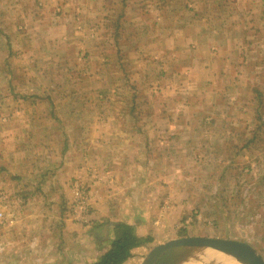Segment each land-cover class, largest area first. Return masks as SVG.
I'll use <instances>...</instances> for the list:
<instances>
[{
  "label": "rangeland",
  "instance_id": "374dc122",
  "mask_svg": "<svg viewBox=\"0 0 264 264\" xmlns=\"http://www.w3.org/2000/svg\"><path fill=\"white\" fill-rule=\"evenodd\" d=\"M26 1L0 0V117L15 113V98L33 95L41 101L33 106L21 102L20 108H36L40 115H74L79 111L81 132L86 131L87 138L116 128L130 130L133 125L128 115L139 117L135 126L166 137L152 135L146 139L152 161L148 169L137 170L131 176L142 181L139 192H145L149 203L131 202L126 208L127 221L135 225L141 237L151 238L138 254L139 260L131 264H140L155 245L187 236L245 241L264 258V24L247 32L250 40L260 35L261 54L254 47L244 60L231 56V67L226 71L220 68L219 59H211L215 60L217 71L208 75L201 70L187 72L185 61L190 59L187 44L185 51L179 53V66L173 70L174 74L169 72L170 59L153 58L158 43L146 42L143 34L136 36L141 27L123 18L128 3L129 9L141 8L148 0H71L72 6L64 11L65 18L61 20H65L64 39L55 47L44 40L43 21L38 22L44 10L39 5L27 7L23 4ZM238 1L241 9L253 10L246 15L264 22V0H226L221 6L222 17L238 11ZM134 11L130 10V19L134 18ZM46 12L49 22L61 13ZM118 18L116 30L114 21ZM242 27H232L227 22L224 27L220 25L218 32L233 40L236 33L241 34ZM75 30L80 31L74 33ZM113 30L114 34L118 31L117 38L111 36ZM30 35L37 39L29 41ZM99 36L101 47L95 44ZM242 36L244 39L246 35ZM133 37L138 40L130 43ZM114 41L118 43L116 46ZM136 45L141 46L142 60L137 59L140 66L130 73ZM115 47L127 56L122 59L125 67L120 68L115 61L99 67L98 58L103 51L114 52ZM82 51H87V58ZM202 57L209 60L205 55ZM162 60L166 69L162 68ZM239 61L245 64L239 65ZM84 67L87 71L79 76L78 69ZM97 70L103 76L91 74ZM78 81L83 89L80 92ZM79 98L89 101L81 102L80 109L76 103ZM50 100L52 105L47 106ZM42 122L46 126L53 124ZM120 122L123 128L118 125ZM54 124L58 131L73 122L54 120ZM63 138L56 136L54 145L62 144ZM119 139L122 143L132 138ZM25 143L22 148L33 162L31 142ZM139 143L140 139H134L133 145L140 147ZM70 178L69 174L65 176L67 182ZM125 185L116 184L115 192L124 193L130 188ZM7 190L16 198L14 202L9 198L14 203H9L11 209L26 210L28 217L51 202L41 203L36 209V198L19 202L21 192L9 186ZM56 199L54 205L59 206V198ZM61 204L63 211L61 206L60 211L52 210V219L43 218L47 225L41 227L50 231L54 240L53 246L48 245L50 264L60 258L64 240L58 241V237L67 231V205ZM12 227L6 230L0 227V264H17L21 258L30 263L31 258L41 255L39 249L43 246L36 249L40 242L35 244L36 239L33 240L40 229L38 224L23 234L14 233L16 229ZM73 229L70 233H77V227Z\"/></svg>",
  "mask_w": 264,
  "mask_h": 264
},
{
  "label": "crops",
  "instance_id": "0c3cea01",
  "mask_svg": "<svg viewBox=\"0 0 264 264\" xmlns=\"http://www.w3.org/2000/svg\"><path fill=\"white\" fill-rule=\"evenodd\" d=\"M153 1L156 3L148 0V3L143 4L141 8L132 6L130 9L131 3H128L123 18L126 17V20H131L130 22H134V25L138 24L141 27V30L135 32L136 36L143 34L146 36L144 38L146 42L158 43L159 49L155 51L156 54L153 55V58L160 56L161 59H170L169 72L176 74L173 70L179 66L178 58L181 56L179 53L180 51H185L184 46L187 44L186 47L190 49L186 51L190 56V59L185 61L187 72L201 70L203 73L207 72L208 75H214L217 71L214 65L215 60L211 61V59H219L220 68H224L223 71H226L231 67L229 60L231 56L244 60L250 56L254 47H256L257 51L255 52H258L257 54H261L263 50L262 45L259 44L261 41L258 40L260 35L253 36L250 40L247 32L251 27L262 26L264 22L246 15L253 10H250V8L248 10L241 9L239 1L236 3L238 11H231L223 17L221 6L225 5L226 0ZM26 2L28 3L23 4L27 7L29 5L32 7L39 5L38 8L44 10L40 13L38 22L43 21L41 26L45 30L43 33L44 40L51 42L52 46L55 47V44L61 38L64 39L62 31L65 20H61L65 18L64 11L68 7L71 8V0H27ZM27 7L24 8L26 11H28ZM242 8L245 7L242 5ZM47 10L48 12L56 10L59 13L61 11V13L56 15L55 18L53 17L52 21L49 22L47 21ZM130 10H135L132 15L133 19H130ZM119 19L114 21L115 28L120 23ZM227 22L232 24V27L243 26L241 34L236 33L233 40L230 36L218 32L220 25L224 27ZM76 27L80 26L77 25ZM114 30L111 36L117 38L118 31L114 34ZM116 30L118 29L116 28ZM79 31L75 30L74 33ZM244 34L246 36L242 39ZM28 38L31 42L37 39L35 35H30ZM137 40V38L133 37L130 39V43L137 42ZM24 41L27 42L28 40ZM95 44L101 47L102 36L97 37ZM117 44L114 41V46ZM112 45L110 44V46ZM230 45L234 46L230 47ZM114 49V52L110 53L103 51L101 58L97 56L100 62L99 67H104V65L113 61L120 68L125 67L126 64L122 63V59L127 58V56L120 49L116 47ZM133 50L135 59L131 61L130 73L140 66L137 59L142 60L141 46L136 45ZM82 54L84 58L88 57L87 51H82ZM202 55H205L209 60H205ZM23 56L24 54H22ZM59 56L62 57L61 55ZM113 56H115L114 59ZM120 59L121 63H119ZM200 59L201 61H199ZM241 62L239 61L238 64L240 65ZM242 63L245 64V62ZM162 64V68L166 69L167 65L163 60ZM79 66L80 64H78ZM84 68L83 70L78 69L79 76L87 71V68L86 70ZM91 74L94 77H97V75L98 77L103 76V73H99L98 70L91 72ZM168 88L169 86L166 85V89ZM77 89L79 92L83 90L80 81L77 82ZM31 96L26 99L15 98L16 108L13 109L15 113L0 117V192L5 193L14 202L16 200L15 194L7 190L8 186L14 187L16 192L18 191L22 194L19 193L21 195L18 198L19 202L26 203L27 199L36 198L38 203L36 209L41 206V203L51 202L46 204L48 206L44 209L40 208L33 215L30 214L29 217L27 216L28 211L23 209L15 211L11 209V206H8L10 210H13L14 220L11 223L7 221L0 223V227L6 230L13 226L12 228L16 229L14 233L23 234L29 230V227L38 224L40 229L33 240L36 239L35 244L40 242L38 247L36 244V249L43 246L44 249H39L43 254L41 253V255L31 258L30 263L21 258L17 261V264H50L49 260L51 259L48 257L51 258V256L47 253H50L51 250H49L48 245L53 246L54 240L51 238L50 231L41 229L46 224L43 218L47 216V220L52 219V210L58 209L57 211H60V206L61 212L63 211L61 202H65L66 206L71 198L69 182L71 178L72 180L78 178L93 190L92 198L90 199L91 212L89 221L83 225L71 222L67 218L65 219L67 231L62 236L59 234L58 237V241L64 240V243L61 244V255H59V259L54 261L56 262L55 264H89L107 249L110 239L108 236L110 234V231L108 232L109 228L104 227L99 231L91 229L94 222L109 220L111 222L121 221L132 224L127 221V206L132 204L131 202H136V200L149 201L148 198L147 201L144 197L145 192H139L142 181L131 176L137 170L148 169V165L152 161L150 158L151 150L148 147L149 141H146V139L152 137V135H159L160 137L164 135L160 132L144 130L135 126L139 117L128 115L133 125L130 130L116 128L112 132L101 131L97 135L95 134L94 137L87 138L89 134L86 131L81 132L83 125L80 124L79 111L74 115H55L54 113L40 115L37 113L36 108L28 110L20 108L21 102H28L30 106H33L41 101L39 97ZM87 100L79 98L76 101V103L78 102V108L80 109L81 102L83 104L84 101L85 103L89 102ZM51 105L52 102L50 100L47 106ZM135 106L136 104L132 105V107ZM42 120L51 121L53 124L46 126L42 124ZM54 120H58V122H73V124L72 126L68 124L65 128H61L60 130L62 131H57L55 130L57 125L54 124ZM118 125L122 128L124 126L121 122ZM56 136L64 137L62 144L57 146L53 143L56 141ZM122 137L124 139H132L130 141L124 140L121 143L119 138ZM72 138L73 141H70L69 139ZM91 138H94V140H89ZM164 138L166 137L164 136ZM77 139L79 140L78 142L76 141ZM134 139H140V147L133 145ZM25 141L31 142L33 162L30 161L24 148H22L24 147L23 145H26ZM137 154H139L138 157ZM24 164L26 165L24 166ZM68 174L71 178L67 182L65 176ZM122 183L124 185L127 184L130 188L124 193L122 191L119 192V190L115 192V185L119 186ZM142 185H145V183ZM57 197L59 198V206L57 204L54 205ZM144 213L141 215H144ZM72 227H77V233H70L75 230ZM81 227L83 228L81 229ZM91 230L93 231L91 232ZM135 230L137 235L141 236L138 229L135 228ZM63 235L65 239H63ZM146 245V243H143L135 247L132 250L131 257L122 264L137 262V259L139 260L138 254Z\"/></svg>",
  "mask_w": 264,
  "mask_h": 264
},
{
  "label": "water",
  "instance_id": "95a60500",
  "mask_svg": "<svg viewBox=\"0 0 264 264\" xmlns=\"http://www.w3.org/2000/svg\"><path fill=\"white\" fill-rule=\"evenodd\" d=\"M208 251L227 254L239 264H264V258L247 242L203 236L169 239L152 247L140 264H227L209 257Z\"/></svg>",
  "mask_w": 264,
  "mask_h": 264
},
{
  "label": "trees",
  "instance_id": "16d2710c",
  "mask_svg": "<svg viewBox=\"0 0 264 264\" xmlns=\"http://www.w3.org/2000/svg\"><path fill=\"white\" fill-rule=\"evenodd\" d=\"M104 227L110 231L108 247L89 264H122L131 257L135 247L151 241L150 237L138 236L133 224L121 221L94 222L91 229L99 231Z\"/></svg>",
  "mask_w": 264,
  "mask_h": 264
},
{
  "label": "built area",
  "instance_id": "2783aa9c",
  "mask_svg": "<svg viewBox=\"0 0 264 264\" xmlns=\"http://www.w3.org/2000/svg\"><path fill=\"white\" fill-rule=\"evenodd\" d=\"M71 198L67 202L66 217L73 222L85 225L89 221L91 212L90 199L92 198V188L85 185L80 179L74 178L69 182ZM9 197L0 192V223L14 220V213L9 209Z\"/></svg>",
  "mask_w": 264,
  "mask_h": 264
},
{
  "label": "bare ground",
  "instance_id": "6f19581e",
  "mask_svg": "<svg viewBox=\"0 0 264 264\" xmlns=\"http://www.w3.org/2000/svg\"><path fill=\"white\" fill-rule=\"evenodd\" d=\"M208 255H209V257H212L213 259H215L216 261H219L221 263L239 264L234 258H232L231 256H229L227 254L208 251ZM175 264H197V263H193L191 261H186V262H179V263H175Z\"/></svg>",
  "mask_w": 264,
  "mask_h": 264
}]
</instances>
